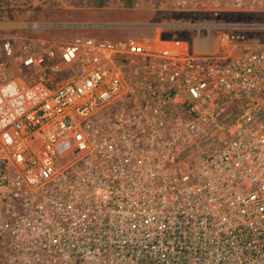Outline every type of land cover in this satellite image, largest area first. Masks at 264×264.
I'll list each match as a JSON object with an SVG mask.
<instances>
[{"label": "built area", "instance_id": "2783aa9c", "mask_svg": "<svg viewBox=\"0 0 264 264\" xmlns=\"http://www.w3.org/2000/svg\"><path fill=\"white\" fill-rule=\"evenodd\" d=\"M134 1L264 12V0ZM163 43L3 44L68 76L0 85V264H264V46ZM225 105L242 108L229 137L192 165Z\"/></svg>", "mask_w": 264, "mask_h": 264}, {"label": "rangeland", "instance_id": "374dc122", "mask_svg": "<svg viewBox=\"0 0 264 264\" xmlns=\"http://www.w3.org/2000/svg\"><path fill=\"white\" fill-rule=\"evenodd\" d=\"M80 36L118 43L137 40L152 48L163 46L165 41L197 48L201 43L204 50L229 41V48L235 51L236 46L240 52L264 46V12L213 16L156 9L134 0H0V85L9 80L35 83L55 79L49 70L27 68L16 55L7 56L3 50L6 41L60 47ZM63 74L55 82L63 81ZM224 109L218 117L221 129L216 131L210 121L206 123L207 132L192 141L193 147L186 154L192 165L229 137L231 121L242 113L237 106L225 105Z\"/></svg>", "mask_w": 264, "mask_h": 264}, {"label": "bare ground", "instance_id": "6f19581e", "mask_svg": "<svg viewBox=\"0 0 264 264\" xmlns=\"http://www.w3.org/2000/svg\"><path fill=\"white\" fill-rule=\"evenodd\" d=\"M199 45H201V49H203V47H205V45H204V44H201V43H199Z\"/></svg>", "mask_w": 264, "mask_h": 264}]
</instances>
